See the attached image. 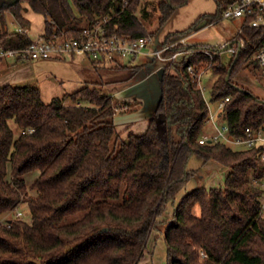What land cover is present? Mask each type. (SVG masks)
<instances>
[{
  "label": "trees",
  "instance_id": "1",
  "mask_svg": "<svg viewBox=\"0 0 264 264\" xmlns=\"http://www.w3.org/2000/svg\"><path fill=\"white\" fill-rule=\"evenodd\" d=\"M214 1L213 14L168 34L165 42L219 20L231 0ZM24 2L43 16L46 39L62 33L70 38L103 17L109 36L138 39L154 37L188 0H16L0 7V51L31 43L6 21L11 13L29 28ZM152 12L157 27L149 31ZM241 36L245 47L228 63L217 48L195 44L167 52L186 51L168 65L144 64L158 67L161 97L146 132L126 139L115 116L128 104L114 102L108 87L131 81L144 65L92 62L96 71L107 67V74H124L105 80L100 75L48 102L37 85L0 86V218L22 205L28 210L27 220L0 219V264H150L160 235L165 264H264L263 190L254 184L264 176L255 158L260 148L198 142L207 131L209 110L187 72L188 65L212 70L216 80L208 100L216 106L228 98L221 116L232 137L244 136L247 128L264 129V101L233 82L246 63L259 68L254 48L263 34L243 27ZM198 49H211L213 59ZM194 157L202 165L227 168L223 185L183 194L195 175ZM33 171L38 172L35 196L25 181Z\"/></svg>",
  "mask_w": 264,
  "mask_h": 264
},
{
  "label": "built area",
  "instance_id": "2",
  "mask_svg": "<svg viewBox=\"0 0 264 264\" xmlns=\"http://www.w3.org/2000/svg\"><path fill=\"white\" fill-rule=\"evenodd\" d=\"M222 17L226 19L241 20V28L237 34V38L223 47L228 54L229 59H233L245 47L242 38L243 27L261 30L263 37L260 43L254 48V58L258 62L259 69L264 74V0H231L222 13ZM108 22L107 17L96 18L90 27H85L76 31L75 36L67 38L64 34H54L46 39L40 36L31 40V43L22 49L0 51V59L16 58L21 61H39L48 59H65L68 56L79 54L84 56L91 62L98 64H114L122 60H132L137 57H148L150 60H156L162 66L168 65L176 61L179 57L186 53L183 51H174L170 55H166L172 49L179 45L193 46L195 44L187 43L185 38L176 39L169 42L156 43L153 37H141L131 39L126 35L109 36L105 29ZM19 32L27 33V30L21 27ZM220 49V48H218ZM203 53L213 59L211 49L195 50ZM219 51V50H218ZM220 53L222 51L220 50ZM207 68L196 70L194 66L188 65L187 72L192 76V80L197 84L206 104L209 114L207 120L208 130L199 138L200 144L224 143L227 147L237 150H250L260 148L255 158L259 160L264 167V129L253 130L247 128L245 135L241 137H232L229 134V128L221 111L228 101L225 98L219 102L215 108L209 102L205 95L204 88L201 85L202 76ZM213 106V107H212ZM214 108V110H213ZM117 112L127 110V106L116 109ZM255 185L262 188L263 193L260 198V216H264V176L260 182L254 181Z\"/></svg>",
  "mask_w": 264,
  "mask_h": 264
},
{
  "label": "crops",
  "instance_id": "3",
  "mask_svg": "<svg viewBox=\"0 0 264 264\" xmlns=\"http://www.w3.org/2000/svg\"><path fill=\"white\" fill-rule=\"evenodd\" d=\"M22 6L24 7L23 15L30 23L26 34L31 40L37 39L44 33V20L42 25L38 29H36V27L32 24V19L30 18V14L35 12L31 10L28 3L26 2L22 3ZM215 10L216 4L214 0H188L187 4L184 7L177 9L173 13L171 18L157 32L153 39H155L156 43L165 41V38L168 34L183 31L189 28L191 24H193L199 17L206 14H213ZM8 16H10V23L8 21ZM6 21L8 27H14V30H11L12 32L18 31L21 28L14 17L11 16V13H6ZM76 57H81L80 59H82V61H78V64H72V62L75 61ZM16 60V58L0 60V86H3L5 84H35L41 89L42 97L46 102L50 101L53 97H62L64 94L77 91L85 85L86 81H97L100 77L99 71L95 70L92 62L90 63L92 71H89L91 75L90 79H86V76H80L78 72H74V74L71 75L69 74L70 77H67L66 79L65 77H63L65 75L64 73L61 75L58 74L57 76H50V74L52 73L51 70H55L56 68H58L59 63L68 61L71 62L70 69L72 71H87L88 69L85 70L86 68H83V62H87V59L79 54L68 56L65 59H48L39 61L20 60V62L15 63ZM148 62H150V59L148 57H137L132 60H120L118 63H120L121 65L133 67L144 65ZM115 64H117V62L114 64L110 63L107 66H113ZM1 68L4 69L1 71ZM33 69L35 70V73L32 71ZM157 69L158 67L151 63L144 65L131 81L111 85L108 87V90L111 93V97L113 98L114 102L121 105L128 104L127 110L125 112L132 110V105L140 106L139 108L134 109V112L132 114L127 115L125 119H122L120 122L115 121L116 129L122 139H126L130 134L142 135L146 132L149 126V119L152 117L161 97V89L159 86ZM119 74H124V72L110 73L106 77L104 75H101V78L105 80ZM50 79H53L55 82L57 81L60 85H62L61 87H63V89L61 91L63 93H60L59 96L53 95L56 93L54 92L55 84H51L49 82L51 81ZM67 83H69L70 89L68 90L70 91H65L66 89L64 90L65 86L68 87ZM44 94H46V97H44ZM194 158H192L191 161ZM195 159V161H198L197 163H199L203 168L212 164L208 163L206 165H202L200 160H198L197 158Z\"/></svg>",
  "mask_w": 264,
  "mask_h": 264
},
{
  "label": "rangeland",
  "instance_id": "4",
  "mask_svg": "<svg viewBox=\"0 0 264 264\" xmlns=\"http://www.w3.org/2000/svg\"><path fill=\"white\" fill-rule=\"evenodd\" d=\"M15 1L16 0H0V7L11 4ZM152 8L153 6L151 5L148 7V10L151 11ZM152 13L154 14V17L151 19V22L150 23L146 22V27L149 31H152L157 27V20H156L157 13L156 12H152ZM9 18L10 16H8V21H9ZM30 18L32 19V24L36 27V29H38L42 25L43 20H44L43 16L37 13H31ZM240 28H241V20L226 19L221 16L219 20L212 22L203 28L198 27L196 31L190 32L188 34L186 33V34L176 36V39L178 40L180 38H185L187 43H192L196 45H207V46L209 45L213 48H217V50L222 51V57L224 61L228 63L229 57H228V54L226 53V50H224L225 47L223 46L226 45L227 43L232 42L233 40L237 38V34ZM9 29L14 30V27L10 26ZM80 58L81 57H76L75 61L72 62V64H78V61L81 62L82 59ZM90 63H91L90 60H87V62H83V65H84L83 68H86L85 70L88 69L87 71H84V70L83 71H80V70L72 71L70 69L71 62L69 61L64 62V63H59L58 68H56L55 70H51L52 73L50 74V76H57L58 74L61 75L64 73L65 75L63 77H65L66 79L67 77L68 78L70 77L69 74L71 75V74H74V72L76 73L78 72L80 76H83V77L86 76V79H90L91 75L89 71H92ZM105 68H100L98 69V71L100 75L102 76L104 75L106 77L108 74L106 73L107 70ZM3 69L4 68H1V71ZM32 71L35 73L34 69ZM50 80L51 81L49 82L51 84H55L54 92L56 93L53 95L59 96L60 93H63L61 91L63 89V87H61L62 85H60L59 82L57 81L55 82L53 79H50ZM215 80H216V77L214 76L211 69H208L207 71L204 72L202 76L201 85L204 88L205 95L208 99H209V91ZM233 82H235L240 87L245 88L247 91L251 92L254 96H256L261 101H264V74L259 68L253 65H250L249 63H246L245 68L233 76ZM67 84H68V87L65 86L64 90L66 89L65 91H70L68 90L70 89L69 83ZM107 91L108 90H104L105 93H107ZM44 97H46V94H44ZM132 107L133 109L131 108L132 110L130 111L125 112L126 111L125 110L124 113L122 112L117 113L115 116V121L120 122L122 119H125L127 115L132 114L134 112V109H137L140 106L132 105ZM11 126L15 130V133H16V131H18L16 126L12 123H11ZM195 160L196 159L194 158L190 164L191 169H193L195 172V175L191 179V182L187 185V187L183 191V194H187L190 191L196 188H199V187H203V186L218 188L223 185L225 175L228 172L227 168L225 167L222 168L221 166L215 165L214 163L203 168L199 163H197L198 161H195ZM37 177H38L37 171H33L25 175V181L27 184L28 193L31 196L36 195L35 190L32 189V184L37 179ZM16 217H20L21 219H24V220L28 219V210L26 208V205H22L15 212L10 213L7 216L5 215L3 218H0V219L6 220V219H11V218H16ZM154 246H155L154 252H153L154 263L150 262V264H165L164 261L166 258V247L163 242V235H160L157 238V241L155 242ZM147 260L149 261V258H147ZM147 260L146 262H148Z\"/></svg>",
  "mask_w": 264,
  "mask_h": 264
},
{
  "label": "water",
  "instance_id": "5",
  "mask_svg": "<svg viewBox=\"0 0 264 264\" xmlns=\"http://www.w3.org/2000/svg\"><path fill=\"white\" fill-rule=\"evenodd\" d=\"M204 26H205V22H203L199 27L203 28ZM229 72H230V70H229ZM227 80H228V77H227Z\"/></svg>",
  "mask_w": 264,
  "mask_h": 264
}]
</instances>
